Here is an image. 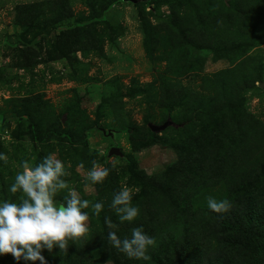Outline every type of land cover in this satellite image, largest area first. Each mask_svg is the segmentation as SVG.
I'll return each instance as SVG.
<instances>
[{
    "label": "rangeland",
    "instance_id": "rangeland-1",
    "mask_svg": "<svg viewBox=\"0 0 264 264\" xmlns=\"http://www.w3.org/2000/svg\"><path fill=\"white\" fill-rule=\"evenodd\" d=\"M250 6L264 14V0H0V153L7 158L0 200L23 195L8 191L22 161L53 154L68 181L57 205L69 189L89 201L88 233L66 249L45 250L49 264H155L166 252L173 255L166 264H264L249 235L218 228L207 244L187 239L196 230L190 222L175 226L178 237L156 235L152 222L164 196L158 181L180 183L175 198L209 213L208 197L222 200L226 182L264 167V42L255 43L264 23L241 31ZM55 129L69 138L53 136ZM84 130L86 141L77 143ZM93 162L110 169L102 183L88 179ZM215 171L225 176L216 184ZM124 187L139 208L133 221L111 206ZM248 193L264 200V172L230 198L242 230ZM98 202L104 207L95 215ZM141 226L156 239L147 260L129 259L108 240V231L130 238ZM0 264L17 262L5 254Z\"/></svg>",
    "mask_w": 264,
    "mask_h": 264
},
{
    "label": "clouds",
    "instance_id": "clouds-1",
    "mask_svg": "<svg viewBox=\"0 0 264 264\" xmlns=\"http://www.w3.org/2000/svg\"><path fill=\"white\" fill-rule=\"evenodd\" d=\"M7 158L0 153V161ZM22 171L15 176L8 191L12 194L23 193L19 201L0 200V256L11 254L20 264L39 261L49 264L43 252L52 253L53 249H66L70 240L83 237L89 231L87 199H81L75 189H69L64 204L54 200L58 190L68 188V181L61 179L66 175L65 163L53 154L44 156L41 162L32 165L28 161L20 164ZM81 167L83 165L81 164ZM110 169L93 162L88 179L93 184L102 183L109 176ZM133 192L124 187L112 197L111 206L121 221H133L139 214V208L132 204ZM104 204H94L95 215H99ZM207 207L215 213H227L232 205L229 200L207 198ZM109 229L113 228L106 221ZM108 240L112 247L124 253L129 259H149V247L156 245L155 237L147 234L143 227L134 228L130 238H119L116 231H108Z\"/></svg>",
    "mask_w": 264,
    "mask_h": 264
},
{
    "label": "trees",
    "instance_id": "trees-1",
    "mask_svg": "<svg viewBox=\"0 0 264 264\" xmlns=\"http://www.w3.org/2000/svg\"><path fill=\"white\" fill-rule=\"evenodd\" d=\"M251 8H248L246 10V13L244 14V17L242 16L244 20V26L241 27V31L246 29L249 30V27L252 26L254 22L258 23V26L261 23H264V14H260L259 11L254 6H250ZM258 18V19H257ZM258 20V21H257ZM224 41L222 40V44ZM264 42V38H258L255 43L261 44ZM53 136H56L58 138H65L68 139L69 135L61 130H53L51 131ZM32 135L34 139L37 137V133L32 130ZM88 135V130H84L82 133V136L76 140L77 143H84L87 139ZM147 135L151 136L150 131L147 130ZM261 172H264V167L260 172H252L241 178L240 180H237L235 182H226L225 184L227 185L226 187V192H225V197L223 199H227L234 205V208L230 209L227 213H215V212H206L204 209H196L193 210L190 207L189 202H185L184 204L181 202L182 197H179L178 199L175 198L176 192H171L172 189L175 190L174 186L177 184L181 185L180 183L174 184L172 187L167 185V183L164 180L158 181L161 188L163 189L164 196L161 198V209L156 208L155 215H153V225H156V235H164V236H175L178 237L180 235V228L178 227H183L184 225L188 224L189 222L192 225L196 226V230L193 234H191L187 239H189L191 236L194 237V240L200 239L203 237L204 242L207 244L210 243V240L212 238L216 237V233L219 231L218 228L223 229V230H235L236 232L244 235H249V239L252 240L253 247H254V252L253 255L255 258L260 262V259L263 257L264 258V200L261 198H255L252 197L251 193H248L244 205H247L248 208L250 209L249 213L245 216V225L246 227L242 230L240 229L241 224H242V219L238 218V215H240V211L237 210L235 207V199L232 197V201L230 200L231 196L233 193H236L240 189V186L242 185H247L249 183L254 182L257 180ZM215 173L218 175V179L215 181V184L218 183L219 178L220 180L225 177L223 173L218 174L217 171ZM186 182H189V178H185ZM234 181V180H232ZM179 182V181H178ZM153 183V182H150ZM184 183V181H183ZM241 183V184H240ZM153 185V184H152ZM154 196V195H153ZM152 196V198H153ZM151 198V199H152ZM197 193L195 191V197L192 198V200L197 199ZM148 198L145 199L147 201L146 203L148 204ZM183 200V199H182ZM148 209V207H146ZM175 209V210H173ZM173 210L174 214L170 213L169 211ZM181 212V215L179 214ZM151 214V213H150ZM178 225L177 228L175 226ZM189 224V225H191ZM191 225V226H192ZM255 227L256 230H260L262 228V232L260 235H253L248 233L249 228ZM193 227V226H192ZM179 229V230H178ZM220 232V231H219ZM230 235V233H228ZM203 242V243H204ZM170 247L172 250H176V247L178 246V242L175 238H171V243ZM174 253V252H173ZM189 253V249L185 250L184 255H187ZM170 256H173L171 253L166 252L164 255V258H168ZM163 257L160 256L159 259L154 258V263L155 264H166L164 261ZM257 262V261H254ZM257 262V263H259Z\"/></svg>",
    "mask_w": 264,
    "mask_h": 264
},
{
    "label": "water",
    "instance_id": "water-1",
    "mask_svg": "<svg viewBox=\"0 0 264 264\" xmlns=\"http://www.w3.org/2000/svg\"><path fill=\"white\" fill-rule=\"evenodd\" d=\"M166 125L167 124H164L163 126L161 127H157V126H149V130L153 133H157V132H160L162 130H164L166 128ZM110 154H114V155H117L118 154V150L117 149H112Z\"/></svg>",
    "mask_w": 264,
    "mask_h": 264
}]
</instances>
